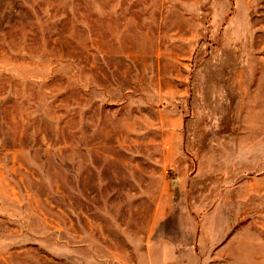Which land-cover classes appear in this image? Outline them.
<instances>
[{"label":"rangeland","instance_id":"374dc122","mask_svg":"<svg viewBox=\"0 0 264 264\" xmlns=\"http://www.w3.org/2000/svg\"><path fill=\"white\" fill-rule=\"evenodd\" d=\"M0 264H264V0H0Z\"/></svg>","mask_w":264,"mask_h":264}]
</instances>
